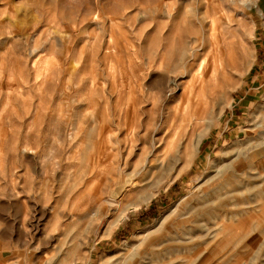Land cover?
I'll return each mask as SVG.
<instances>
[{"label":"rangeland","instance_id":"obj_1","mask_svg":"<svg viewBox=\"0 0 264 264\" xmlns=\"http://www.w3.org/2000/svg\"><path fill=\"white\" fill-rule=\"evenodd\" d=\"M0 264H264V0H0Z\"/></svg>","mask_w":264,"mask_h":264},{"label":"bare ground","instance_id":"obj_2","mask_svg":"<svg viewBox=\"0 0 264 264\" xmlns=\"http://www.w3.org/2000/svg\"><path fill=\"white\" fill-rule=\"evenodd\" d=\"M216 39H217V41L219 40L217 37H213V40H215L214 42H216ZM218 55H220V57L223 55V50H220L218 53H217V55L216 56H218ZM214 58L216 59V57L214 56ZM187 61V60H186ZM213 61H215V60H213ZM219 61V60H218ZM216 62H217V60H216ZM205 59H203L201 62H200V64H198V67L196 68V70H198V73H197V75L199 74V72H200V70L202 69V67H204V65H205ZM219 63V62H218ZM217 63V64H218ZM214 64H215V62H214ZM213 64V66H215ZM185 67V66H184ZM216 67V66H215ZM214 69V68H213ZM47 70V68H43V69H39V70H37L36 72H37V74H36V78L38 79V80H41V76H42V74H44V72ZM44 76V75H43ZM200 78H201V76H200ZM200 78H197V76L195 75V74H192V76H191V78L188 80V82H187V86L185 87V89L184 90H190V92L191 93H193V91L195 90V88H202V87H204L203 85H202V81H203V79H205L204 78V76H202V80L200 79ZM169 79V78H168ZM171 80V79H170ZM204 82V81H203ZM172 83H174L173 82V80H172ZM169 84H170V82H169ZM202 85V86H201ZM186 90V91H187ZM200 90H202V89H200ZM203 90H204V88H203ZM200 92V91H199ZM197 93H198V91H197ZM197 104V103H196ZM129 116H127V118H128ZM129 131V130H128ZM134 132V131H133ZM131 133V132H130ZM132 140H134L133 139V134H132ZM145 137V136H144ZM136 139V138H135ZM125 140V139H124ZM131 140V141H132ZM122 144V143H121ZM132 144V143H131ZM128 145V144H127ZM122 147V146H121ZM129 147H131V145L129 146ZM120 150V149H119ZM128 151V150H127ZM120 152V151H119ZM123 152V151H122ZM239 155H241V154H239ZM238 156V155H237ZM119 158H121V157H119ZM237 161H240V159L239 160H237ZM246 161V160H245ZM248 162H249V160H248ZM237 163V162H236ZM250 165V164H249ZM243 166V165H242ZM239 167V165H237V168ZM241 169H242V167H241ZM242 171V170H241ZM246 174V173H245ZM255 176H257V175H251L250 177H244V179H238L239 180V182L236 180V181H234V184L232 185V184H230V185H232L233 186V188L232 189H230L229 187H228V185L227 186H225V188H226V190L223 192V194H219L218 195V199H217V201H219V205H217V206H215V209H214V211H212L214 214L213 215H211V219L213 220V224H216V225H219V223L223 220V219H227V217H232V215H233V213L234 212H231L230 210H228L227 211V209H226V206L229 208V209H231L230 208V205L231 204H233L232 202L234 201V200H232L233 199V197H237V194H239L240 192H242L243 194H245L244 195V198H240L239 200L241 201V203H249V201H250V196L249 195H247L246 194V191L243 189L244 188V186L247 184V182H249V180H250V178H252V179H255ZM232 177V176H231ZM234 177V176H233ZM251 179V180H252ZM229 180V179H228ZM227 180V181H228ZM224 183V182H223ZM250 184H251V182H250ZM254 184V183H253ZM218 189H219V187H218ZM242 190V191H241ZM223 191V190H222ZM216 192V191H215ZM215 192H214V194H215ZM217 192H219V190H217ZM213 194V195H214ZM217 195V194H216ZM245 200V201H244ZM208 201V199L207 200H205V202H207ZM244 201V202H243ZM200 204V203H199ZM216 204H218V203H216ZM225 207V208H224ZM242 213H247L248 212V209L247 208H243L242 210ZM217 213H219V215L217 214ZM203 216V215H202ZM197 218V217H196ZM200 219V218H199ZM202 220H203V218H202ZM205 220V219H204ZM203 220V221H204ZM193 221V220H192ZM195 221V220H194ZM201 221V220H200ZM202 222V221H201ZM205 222V221H204ZM185 223V222H184ZM194 223V222H193ZM191 224V223H190ZM190 224H188L187 226H188V229L186 228V231L184 230L183 231V233H184V236L183 237H179V236H177L175 233H174V235H173V232L171 231L170 233H169V235L171 236V237H169L170 238V243H169V245H168V247H171L172 248V244L173 243H180V245H183V247H186L189 243H194V245L195 244H197V245H199L200 243L198 242V241H194L195 240V233H197L198 231H201V229H203V228H205V229H210L209 228V226L211 225H209L208 223H199V225H198V223H196V225L197 226H195V225H193V226H195L194 228L193 227H190ZM212 224V225H213ZM211 225V226H212ZM185 226V225H184ZM192 226V225H191ZM180 229V228H179ZM201 232H199V234H200ZM168 234V233H167ZM168 235V236H169ZM188 235H191L192 237L191 238H186L185 236H188ZM194 237V238H193ZM159 238H161V237H159ZM166 238V237H165ZM199 238V237H198ZM162 239V238H161ZM160 239V242H163V240L164 239H162L161 240ZM200 240V239H199ZM156 241V240H155ZM151 242V241H150ZM156 243V242H155ZM164 244V243H163ZM196 246V245H195ZM171 248H169V250H167V251H164L166 254L167 253H172V252H170V249ZM172 250H173V248H172ZM169 251V252H168ZM158 254H159V252H158ZM171 256V255H170Z\"/></svg>","mask_w":264,"mask_h":264}]
</instances>
